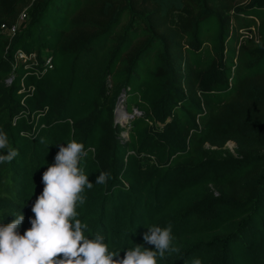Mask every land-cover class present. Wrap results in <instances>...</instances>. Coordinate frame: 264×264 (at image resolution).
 Returning a JSON list of instances; mask_svg holds the SVG:
<instances>
[{
    "label": "trees",
    "instance_id": "1",
    "mask_svg": "<svg viewBox=\"0 0 264 264\" xmlns=\"http://www.w3.org/2000/svg\"><path fill=\"white\" fill-rule=\"evenodd\" d=\"M0 130L19 152L0 163V224L20 212L21 235L75 140L85 237L122 258L171 224L180 251L157 264H264V0H0Z\"/></svg>",
    "mask_w": 264,
    "mask_h": 264
},
{
    "label": "clouds",
    "instance_id": "2",
    "mask_svg": "<svg viewBox=\"0 0 264 264\" xmlns=\"http://www.w3.org/2000/svg\"><path fill=\"white\" fill-rule=\"evenodd\" d=\"M44 143L43 139L40 141ZM0 163L11 162L19 152L9 147L8 134L0 130ZM87 155L85 146L72 140L67 147L59 145L55 162L43 173L45 185L34 205V219H29L31 228L19 233L25 217L20 212L11 223L0 224V264H157L167 255L178 253L173 246L175 237L172 226L161 228L151 225L143 235L145 244L155 250L135 245L128 248L121 258V251H109L105 237L95 234L87 238L84 231L87 223L77 219L76 205L85 203L80 194L85 186L93 187L80 166ZM109 174L101 172L96 184H104ZM192 264H202L198 258Z\"/></svg>",
    "mask_w": 264,
    "mask_h": 264
},
{
    "label": "built area",
    "instance_id": "3",
    "mask_svg": "<svg viewBox=\"0 0 264 264\" xmlns=\"http://www.w3.org/2000/svg\"><path fill=\"white\" fill-rule=\"evenodd\" d=\"M28 20V9L26 8L21 15L19 16L17 22L13 25H7V24H3L2 25V32L5 33L6 35H8L10 38H13L17 32L21 29V27L25 24V22ZM34 59V57H28L25 53L19 51L16 54V60L17 61H22V62H27L28 59ZM46 65H48L50 68H52V59L51 58H47L46 60ZM121 106V108H124V117H121L120 119H128L131 118L132 116L130 114L127 113V111L125 110L124 105L122 104V102L118 103V114H119V107ZM118 114H117V122H119L121 124V121L118 120Z\"/></svg>",
    "mask_w": 264,
    "mask_h": 264
},
{
    "label": "rangeland",
    "instance_id": "4",
    "mask_svg": "<svg viewBox=\"0 0 264 264\" xmlns=\"http://www.w3.org/2000/svg\"><path fill=\"white\" fill-rule=\"evenodd\" d=\"M246 34H248V33H246ZM125 112H124V108H121V106L119 107V114H118V120H120L121 121V124L123 125V126H125L126 125V122L128 121V119H120L121 117H122V115H124L125 116V114H124ZM133 114H131V116H132ZM227 147L230 149V150H234L235 149V147H236V144L234 143V142H229L228 143V145H227Z\"/></svg>",
    "mask_w": 264,
    "mask_h": 264
},
{
    "label": "water",
    "instance_id": "5",
    "mask_svg": "<svg viewBox=\"0 0 264 264\" xmlns=\"http://www.w3.org/2000/svg\"><path fill=\"white\" fill-rule=\"evenodd\" d=\"M116 114H118V111H116Z\"/></svg>",
    "mask_w": 264,
    "mask_h": 264
},
{
    "label": "bare ground",
    "instance_id": "6",
    "mask_svg": "<svg viewBox=\"0 0 264 264\" xmlns=\"http://www.w3.org/2000/svg\"><path fill=\"white\" fill-rule=\"evenodd\" d=\"M120 115V114H119ZM122 117H124V115H122Z\"/></svg>",
    "mask_w": 264,
    "mask_h": 264
}]
</instances>
